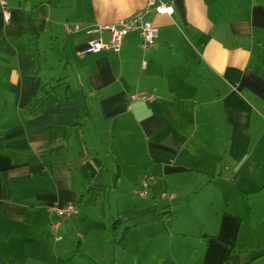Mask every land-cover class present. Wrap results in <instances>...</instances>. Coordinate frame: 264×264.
<instances>
[{"label": "crops", "instance_id": "1", "mask_svg": "<svg viewBox=\"0 0 264 264\" xmlns=\"http://www.w3.org/2000/svg\"><path fill=\"white\" fill-rule=\"evenodd\" d=\"M161 1L149 49L90 55L146 0L0 9V264H264V0Z\"/></svg>", "mask_w": 264, "mask_h": 264}, {"label": "built area", "instance_id": "2", "mask_svg": "<svg viewBox=\"0 0 264 264\" xmlns=\"http://www.w3.org/2000/svg\"><path fill=\"white\" fill-rule=\"evenodd\" d=\"M0 9L2 18L5 24L9 22V12L7 8V0H0ZM153 11L155 14L171 16L173 14V8L162 2L161 0H146V6L143 10L136 12L133 16L128 19L122 20L113 26L101 28L109 33V39L107 42L100 40L90 39L86 47L83 49V55L97 54L100 52L111 51L118 53L122 46L123 39L131 32H138L141 37V48L142 50L149 49L157 36V29L145 19L146 15ZM78 31V26L67 25L65 26V32L72 34ZM153 100L152 95H148L145 92L138 91L128 96V105L134 102ZM155 178L151 175H146L142 178L139 183L137 194L145 196L148 189L152 184L155 183ZM161 200H173V195L162 193L160 195ZM50 216H54V219L49 221L48 232L51 234L54 242L62 240L60 235V227L63 222L72 220L79 216V207L76 203L56 202L49 208Z\"/></svg>", "mask_w": 264, "mask_h": 264}, {"label": "trees", "instance_id": "3", "mask_svg": "<svg viewBox=\"0 0 264 264\" xmlns=\"http://www.w3.org/2000/svg\"><path fill=\"white\" fill-rule=\"evenodd\" d=\"M72 100V97L71 96H68L66 99H65V102H68V101H71ZM38 106H35L33 107V109H36ZM117 179V176H114L113 178V182H115ZM154 215V211L153 210H145V211H142V212H139L137 213L136 215V219H140V218H147L148 216H153ZM124 235H125V230L124 232L122 233V236L121 238L117 241V244H121L122 241H123V238H124Z\"/></svg>", "mask_w": 264, "mask_h": 264}, {"label": "rangeland", "instance_id": "4", "mask_svg": "<svg viewBox=\"0 0 264 264\" xmlns=\"http://www.w3.org/2000/svg\"><path fill=\"white\" fill-rule=\"evenodd\" d=\"M142 180V179H141ZM141 180H140V182H141ZM138 190V189H137ZM148 192V191H147ZM148 194V193H147Z\"/></svg>", "mask_w": 264, "mask_h": 264}]
</instances>
